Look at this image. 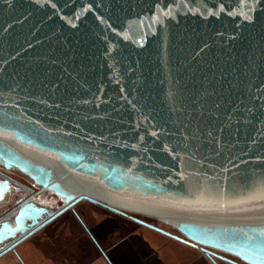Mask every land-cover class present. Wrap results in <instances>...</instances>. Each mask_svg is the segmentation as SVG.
<instances>
[{"label":"water","instance_id":"1","mask_svg":"<svg viewBox=\"0 0 264 264\" xmlns=\"http://www.w3.org/2000/svg\"><path fill=\"white\" fill-rule=\"evenodd\" d=\"M0 136L68 206L264 264V0H0Z\"/></svg>","mask_w":264,"mask_h":264},{"label":"flooded vegetation","instance_id":"2","mask_svg":"<svg viewBox=\"0 0 264 264\" xmlns=\"http://www.w3.org/2000/svg\"><path fill=\"white\" fill-rule=\"evenodd\" d=\"M13 138L14 136L9 139L0 136V264H11L13 262L22 264L19 247L29 242L36 234L44 231L46 227L54 222L58 225L70 223V221L80 224L83 228H86L85 232L89 234V228L85 225L84 214L92 216L94 214V208L92 207L95 205L101 207L104 211L113 213L108 208L87 199L77 200L68 206L70 201L63 196H59L52 189V186L57 185L59 181L57 176L63 166L61 161L55 159L38 160L42 165L45 163L46 169L49 170L54 179V182L49 185L35 180L26 169L12 162L4 161V157L8 159L7 151L16 148L15 144L10 143ZM58 187L60 191V185ZM114 213L130 219L123 214ZM54 214L57 215L47 222L49 217ZM140 218L147 220V222L150 221L153 225L157 224L156 226L159 225L158 227L166 231L177 234L168 225L148 217ZM201 250L208 251V256L215 261L227 264H247L236 255L209 248Z\"/></svg>","mask_w":264,"mask_h":264},{"label":"crops","instance_id":"3","mask_svg":"<svg viewBox=\"0 0 264 264\" xmlns=\"http://www.w3.org/2000/svg\"><path fill=\"white\" fill-rule=\"evenodd\" d=\"M104 213L124 218L112 212L104 211ZM84 218L86 221L85 225L89 228V234L85 232L86 228H83L80 224H72V229L61 224L59 225V228H62L61 230L55 233H47L53 234V236L60 235L59 242L48 240L47 235L44 242L35 243L34 241H30L19 247L22 264H49V259H58L62 262L61 264H74L75 262L87 264H143V262L151 256H154L152 261L153 264H217V261L210 258L208 254L200 248H195L186 243L177 241L174 238L167 237L163 233L143 224L140 225L164 236L165 241H161L157 244V246L161 245L160 248L154 246L152 249H146L144 250L146 254L142 255L140 251H138L140 247L134 245L129 246L127 244L128 240L122 237L125 230H114L115 237L120 238L114 244H112V242L104 244L107 240L106 232L96 235L93 229L95 211L92 216L84 214ZM126 219L135 222L134 220ZM76 228L79 229L76 230ZM73 229L75 232H73ZM117 229L119 228L117 227ZM78 239L80 242L77 241ZM174 246H178V250L174 249ZM51 248H53L54 251L50 252ZM43 251L47 253L45 256L42 255Z\"/></svg>","mask_w":264,"mask_h":264},{"label":"rangeland","instance_id":"4","mask_svg":"<svg viewBox=\"0 0 264 264\" xmlns=\"http://www.w3.org/2000/svg\"><path fill=\"white\" fill-rule=\"evenodd\" d=\"M92 208L95 209L94 210L95 211V219L93 220L94 221L93 229L95 230L96 235H100V234H103L104 232H106L107 240H106V242H104V244L111 243V242H112V244H114L120 238V237H115L114 230H125L122 237H125L126 238L125 240H128L127 244L129 246L134 245V246L140 247L138 251H140V253L142 255L146 254V252H144V250L152 249L154 246H157V244L159 242L165 241V238L162 234L155 232V231H152L151 229L146 228L144 226H141L140 223L137 224L135 222L127 220L126 218L115 217V216H113V214L107 215L104 213V211L101 209V207H99L97 205H95ZM140 219H142V218H140ZM143 221L147 222V220H143ZM149 222L150 221H148V223ZM65 224H64L65 227L71 228V229L73 228L72 227L73 225H77L71 221H70V223H68V224L65 223ZM59 225L56 222H54L52 225H49L48 227H46L44 231L36 234V236H34L32 239H30V241L31 242L34 241L35 243L36 242L40 243L41 241L44 242L46 236L48 235V240H52V241L55 240V241L59 242L60 235L59 236H57V235L53 236V234H47V233H51V232L55 233L56 231L61 230L62 228H59ZM117 227L119 229H117ZM77 229H79V228H76V230ZM73 232H75L74 229H73ZM77 241L80 242L79 239ZM160 246L161 245H159L157 247L160 248ZM171 248H172V246H171ZM174 249L178 250V246H174ZM52 251H54L53 248H51L50 252H52ZM160 253H161V250H160ZM46 254L47 253H45L43 251L42 255L45 256ZM153 257L154 256L149 257L147 260H145L143 262V264H153V262H152L154 259ZM48 262H49V264H61L62 263L58 259H49ZM217 262H216L217 264H227V263L221 262V261H217ZM11 264H20V263L13 262ZM69 264H73V263H69ZM74 264H87V263L75 262ZM95 264H103V263H95ZM157 264H159V263H157Z\"/></svg>","mask_w":264,"mask_h":264},{"label":"bare ground","instance_id":"5","mask_svg":"<svg viewBox=\"0 0 264 264\" xmlns=\"http://www.w3.org/2000/svg\"><path fill=\"white\" fill-rule=\"evenodd\" d=\"M146 222V221H145ZM139 223V222H138ZM148 223V222H147ZM140 224H142V223H140ZM164 235H166V234H164ZM167 236V235H166ZM167 237H169V236H167ZM172 238V237H171ZM175 239V238H174ZM177 240V239H176ZM179 241V240H178ZM180 242H183V241H180ZM184 243V242H183ZM187 244V243H186Z\"/></svg>","mask_w":264,"mask_h":264}]
</instances>
